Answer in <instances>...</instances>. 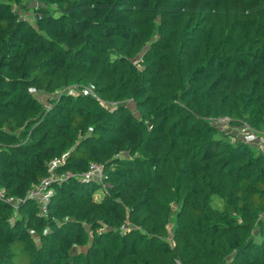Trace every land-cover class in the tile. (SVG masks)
<instances>
[{"label":"trees","instance_id":"1","mask_svg":"<svg viewBox=\"0 0 264 264\" xmlns=\"http://www.w3.org/2000/svg\"><path fill=\"white\" fill-rule=\"evenodd\" d=\"M34 1L0 0V264H264V152L212 121L264 130V0Z\"/></svg>","mask_w":264,"mask_h":264},{"label":"built area","instance_id":"2","mask_svg":"<svg viewBox=\"0 0 264 264\" xmlns=\"http://www.w3.org/2000/svg\"><path fill=\"white\" fill-rule=\"evenodd\" d=\"M88 90L91 91L92 87H87L86 91ZM220 119L227 120L228 122L227 118H220ZM220 119H217V120H220ZM259 136H260V132H254L251 130L250 133L246 134L243 139L247 142H251L255 144L259 141ZM61 160H62L61 158H55V159L50 160L49 170L52 172L51 176L46 177L40 183L35 184L28 192V196L37 200L43 209L52 192V190L48 187L50 182L54 179L60 180L61 178L66 176V174L63 176H57L54 173V168L61 162ZM102 176H103L102 166L96 162H92L90 164L89 170L84 174V179H92V178L101 179ZM0 195H2V191H0ZM8 200L13 204L17 203V199L14 197H9Z\"/></svg>","mask_w":264,"mask_h":264},{"label":"rangeland","instance_id":"3","mask_svg":"<svg viewBox=\"0 0 264 264\" xmlns=\"http://www.w3.org/2000/svg\"><path fill=\"white\" fill-rule=\"evenodd\" d=\"M28 1V4L30 5V6H34V5H36V2L34 1V0H27ZM22 12V11H21ZM22 14L23 15H27V16H29L30 15V13H29V11H23L22 12ZM71 90H77V88L75 87V86H73L72 88H71ZM36 94H37V96L42 100V102L43 103H45L46 105H47V102H48V95L46 94V93H44V92H40V93H37L36 92ZM129 105H131V106H133L134 107V104L132 103V101H130L129 103H128ZM212 121L215 123V124H217V125H219L220 127H222L223 129H226V130H228V131H231V132H233V131H235L236 133H238V134H240L242 137H244V134L246 133L245 131V128H237V127H230L229 126V124H228V122H227V120H224V119H220V120H217V119H212ZM234 133V132H233ZM214 204L216 205V206H218V207H220L221 205H222V203H221V201L219 200V199H215V201H214ZM169 228L171 229L172 228V224L169 226Z\"/></svg>","mask_w":264,"mask_h":264},{"label":"crops","instance_id":"4","mask_svg":"<svg viewBox=\"0 0 264 264\" xmlns=\"http://www.w3.org/2000/svg\"><path fill=\"white\" fill-rule=\"evenodd\" d=\"M237 128H245V134H244V137H245V135L246 134H248V133H250V128L249 127H247V126H243V127H237ZM236 131V130H235ZM235 131H233L234 132V134H236L239 138H241V139H243L244 137H242L240 134H238V133H236ZM256 145H257V147L261 150V151H263L264 150V130L260 133V136H259V141L257 142V143H255Z\"/></svg>","mask_w":264,"mask_h":264}]
</instances>
